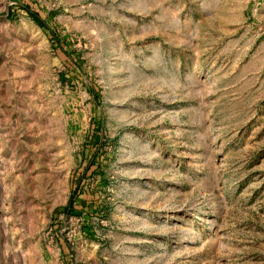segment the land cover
Returning a JSON list of instances; mask_svg holds the SVG:
<instances>
[{
  "label": "rangeland",
  "instance_id": "374dc122",
  "mask_svg": "<svg viewBox=\"0 0 264 264\" xmlns=\"http://www.w3.org/2000/svg\"><path fill=\"white\" fill-rule=\"evenodd\" d=\"M0 264H264V0H0Z\"/></svg>",
  "mask_w": 264,
  "mask_h": 264
}]
</instances>
